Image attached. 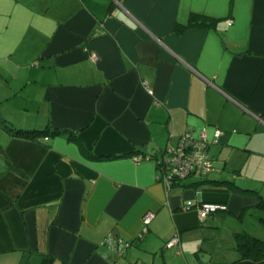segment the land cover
Here are the masks:
<instances>
[{
	"label": "crops",
	"instance_id": "0c3cea01",
	"mask_svg": "<svg viewBox=\"0 0 264 264\" xmlns=\"http://www.w3.org/2000/svg\"><path fill=\"white\" fill-rule=\"evenodd\" d=\"M0 117L81 142L0 128V264H264L233 237L264 241V0H0ZM186 131L213 163L196 180L257 192L167 186Z\"/></svg>",
	"mask_w": 264,
	"mask_h": 264
},
{
	"label": "trees",
	"instance_id": "16d2710c",
	"mask_svg": "<svg viewBox=\"0 0 264 264\" xmlns=\"http://www.w3.org/2000/svg\"><path fill=\"white\" fill-rule=\"evenodd\" d=\"M189 24L196 26H207L211 23L210 18L201 17L198 15H193L190 20ZM177 31H179V28L177 27ZM0 128L4 129L6 132H8L10 135L15 137H20L27 140H41V138L49 137L57 134H64L66 135L70 140H73L79 144H81L78 134L74 133L72 130L66 129V128H55L52 127L49 123H47L42 128H17L12 126L9 122L4 120L0 117ZM167 149V144L165 147L161 150L160 158L158 160V169L161 171V178H164V172L165 168L163 165V158L165 156ZM212 160V159H211ZM213 170V169H212ZM211 170V171H212ZM210 172V171H209ZM207 173H200L198 175H186V176H178V175H171V182L169 184V187L174 186H181V187H197L203 183L211 182V183H222L226 184L230 189L242 192V193H255L257 190L252 188H244L238 185L233 180H215V179H195L197 177L204 176ZM167 174V173H166ZM264 202L262 200H259L258 205H263ZM220 211V210H217ZM215 211V212H217ZM233 237L235 240V250L239 254L238 260H251V261H260L264 259V241L256 236L250 235L245 231H238L233 233ZM54 257L48 254H44L41 258V261L39 264H53Z\"/></svg>",
	"mask_w": 264,
	"mask_h": 264
},
{
	"label": "built area",
	"instance_id": "2783aa9c",
	"mask_svg": "<svg viewBox=\"0 0 264 264\" xmlns=\"http://www.w3.org/2000/svg\"><path fill=\"white\" fill-rule=\"evenodd\" d=\"M96 59V56H93ZM220 134L216 130L215 135ZM46 139V137H45ZM207 140L204 137L195 138L190 131L180 134L175 141L167 143V149L163 160L165 168L164 178L166 185L171 182V175L186 176L207 173L213 169V163L207 153ZM167 173V174H166ZM223 204L203 202L197 205L196 210L201 220L209 214L224 209ZM154 217L152 211H147L143 215L144 227L142 232L147 230V225ZM180 242L179 234H173L165 243V247L170 248ZM115 247H118L115 245Z\"/></svg>",
	"mask_w": 264,
	"mask_h": 264
}]
</instances>
